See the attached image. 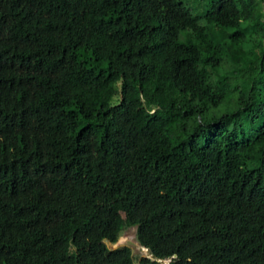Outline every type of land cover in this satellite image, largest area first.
Returning a JSON list of instances; mask_svg holds the SVG:
<instances>
[{
  "label": "trees",
  "instance_id": "1",
  "mask_svg": "<svg viewBox=\"0 0 264 264\" xmlns=\"http://www.w3.org/2000/svg\"><path fill=\"white\" fill-rule=\"evenodd\" d=\"M0 0V264H264V0Z\"/></svg>",
  "mask_w": 264,
  "mask_h": 264
},
{
  "label": "rangeland",
  "instance_id": "2",
  "mask_svg": "<svg viewBox=\"0 0 264 264\" xmlns=\"http://www.w3.org/2000/svg\"><path fill=\"white\" fill-rule=\"evenodd\" d=\"M188 7L192 9L193 12L199 13L203 6L202 4L196 3L194 0H182ZM135 229L134 228H125L116 243L113 246H121V245H128L133 253L134 262L138 264V260L140 256L148 255L147 251H141L140 245L135 241Z\"/></svg>",
  "mask_w": 264,
  "mask_h": 264
},
{
  "label": "water",
  "instance_id": "3",
  "mask_svg": "<svg viewBox=\"0 0 264 264\" xmlns=\"http://www.w3.org/2000/svg\"><path fill=\"white\" fill-rule=\"evenodd\" d=\"M103 241L108 245V246H110V247H115V246H113V244L108 240V239H103ZM141 251H147V253H149L150 254V252H149V250L147 249V248H145V247H143V246H140V248H139Z\"/></svg>",
  "mask_w": 264,
  "mask_h": 264
},
{
  "label": "clouds",
  "instance_id": "4",
  "mask_svg": "<svg viewBox=\"0 0 264 264\" xmlns=\"http://www.w3.org/2000/svg\"><path fill=\"white\" fill-rule=\"evenodd\" d=\"M116 247V246H115ZM146 256H151L149 253H148V255H146Z\"/></svg>",
  "mask_w": 264,
  "mask_h": 264
}]
</instances>
